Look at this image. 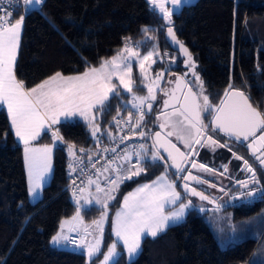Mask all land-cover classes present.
I'll return each instance as SVG.
<instances>
[{
    "label": "trees",
    "instance_id": "trees-1",
    "mask_svg": "<svg viewBox=\"0 0 264 264\" xmlns=\"http://www.w3.org/2000/svg\"><path fill=\"white\" fill-rule=\"evenodd\" d=\"M22 25L14 71L25 89L36 87L57 72L72 76L96 68L122 49L124 38H131L141 55L153 48L159 52L155 67L163 72L162 88L171 74H179L194 92L200 91L185 67V57L167 42V27L162 25L159 14L143 0H43ZM146 27L148 33L143 32ZM172 27L177 39L191 53L204 94L214 107L231 85L232 89L247 92L251 103L260 113L264 111V0H194L172 16ZM119 93L109 97L103 112L93 111L100 126L98 140L105 141L104 134L114 132L112 119L126 108L123 103L128 95ZM209 118L210 114L203 112L205 125H209ZM151 120V115L146 114L147 132L152 128ZM56 130L62 140L52 150L50 180L42 189L41 199L31 204L27 200L21 148L14 140L5 111L0 108V264H84L83 252L50 247L49 240L59 222L75 211L63 191L68 145L91 147L97 139L89 137L80 121L61 122ZM38 143L49 144V136L42 135ZM230 149L225 147L219 155L200 149L195 159L210 167L215 161L233 164V152L251 160L240 145L233 142ZM163 167L147 162L145 174L121 186L112 208L118 205L117 198L122 193L153 180ZM237 173L233 175L236 178L240 177ZM168 174L169 180H173L169 169ZM257 176L261 181L258 187H264V174L260 171ZM205 178L201 179L212 182ZM98 212L99 209L90 207L81 214L87 221ZM228 212L233 221L247 222L264 213V201L226 207L223 214ZM201 214L199 209H191L182 223L156 238L142 239L133 264H256L264 260V256L257 257L254 262L258 249L264 247V221L255 237L241 231V240L222 249ZM109 228L107 224L103 248L112 241ZM119 264H130L123 253Z\"/></svg>",
    "mask_w": 264,
    "mask_h": 264
},
{
    "label": "snow or ice",
    "instance_id": "snow-or-ice-1",
    "mask_svg": "<svg viewBox=\"0 0 264 264\" xmlns=\"http://www.w3.org/2000/svg\"><path fill=\"white\" fill-rule=\"evenodd\" d=\"M8 5L18 6L19 0H7ZM151 10L155 13L157 10L161 14V19L168 25L167 34L171 38L173 45H179L180 52L185 57V67L191 72L194 82L199 87V93L193 92L188 86V81L178 77L176 84L177 88L181 85L187 87V93L183 95V102L175 95V90L171 95V101H175L179 105H175L174 111L168 113L165 111V117L177 116L181 119L171 121L166 119L160 127L164 128L170 124L173 131L167 133V136L175 134L177 139L185 144L189 149L188 153L180 152L175 144L168 140H161V133H155L153 148L149 156L148 146L139 144L132 146L133 150H124L123 155L114 156L107 167H104L97 173V177L103 173H111L105 177V182L108 187H102L99 179L89 177L88 186L95 185L97 195L92 198L95 204L100 205L101 215L98 219L92 221L95 229L99 233L94 236L93 240L89 241L88 237L93 235L90 227L84 224L81 216V207H77L76 215L71 221L65 220L60 225V231L52 237L51 243L56 246L74 245L75 249H83L86 253L89 264H94V258L101 255V243L103 237V225L107 219L108 202L116 198L115 193L119 191L120 184L133 177L140 176L145 172V163L150 162L151 165L160 166L158 162H164L165 174L157 177L152 183H146L136 188L135 191L123 197V203L120 210L116 212L113 220L112 230L119 241L123 242V247L126 249L130 264H133L136 255L139 253L141 240L145 236L156 238L159 234L167 231L168 228L184 221L186 210L199 208L200 212L206 211L201 205H194L190 197H197L200 201H207L209 204L215 205L214 211H219L223 205L203 191L192 187L191 183L204 184L207 181L200 177L192 175L191 171L187 175H182L185 172L184 161H189L192 154L198 155V151L192 147L193 144L201 147H209L215 151L217 146L227 147V143L218 144L217 140L213 139L212 135L208 134L209 128L212 132H222L230 138L244 146V142L249 141V137H253L252 142L247 144V147L252 151V154L264 165V135L256 137L258 129L264 128V115L257 111L250 103L249 98L242 91L233 90L229 85V90L224 93L225 99L221 100L219 107H214L209 102V97L204 94L203 82L200 76L195 72L196 63L192 58L188 48L179 41L172 27V16L179 14L180 10L192 4V0H171L173 9L169 10L165 7L162 0H147ZM3 3V0H0ZM43 0H24L26 6L33 4L41 5ZM11 9H4L3 14H0V105H6L7 113L11 119V127L14 129L15 136L24 144V159L28 170L29 177V194L33 198L37 197V189L41 186L45 174L51 170V153L52 148L45 145L43 147H33L32 141L40 136L41 132L51 125L61 123L60 118L64 117L69 120L74 116H81L89 123L92 129V137L97 139V133L100 132V126L95 123V115L89 120V115L96 112H103L105 102L108 101L109 95H120L116 91L117 86L112 83L113 77L119 79L120 84L124 89L133 92L132 80V62L131 57L137 58V63L141 73L147 71L145 65L147 61L156 63L153 56H159V52L153 48L145 55L141 56L137 50V45L131 42V38H126L121 51L113 56L110 60H105L99 68H89L88 71L79 75L65 76L60 72L55 73L42 83L31 89H25L23 82L18 81L15 75V62L17 58V50L19 47L20 32L23 24V17L16 20L15 23H10ZM146 27L143 32L148 33ZM127 53V56L124 54ZM175 62L174 60L172 61ZM150 68L151 65H148ZM187 73H185V77ZM163 77V72L157 73L153 84L158 87V81ZM147 79V76H144ZM148 96H132V107L137 110L139 117L135 124H132L131 119L124 121L122 119L115 120L118 128L121 124L128 126V136L139 135L141 138L146 136L144 131L135 132L136 128H140L146 115L144 105L146 104L148 112L152 110V102L156 96L151 84H146ZM164 95H168L164 92ZM170 106V100L166 99L163 102L164 109ZM208 112L212 117L210 124L205 125L201 119V114ZM132 113H129L131 117ZM160 117L158 116L157 119ZM115 119V118H114ZM53 139L62 140L59 131L52 132ZM207 135V142L202 143L201 137ZM128 136L120 137V142H123ZM110 140H115L112 133H108ZM97 143L99 140L97 139ZM163 148L167 153V157L161 155L159 149ZM138 149V150H136ZM105 152H116V148H104ZM231 150V149H230ZM85 149H79L80 153H85ZM69 155L73 158V163L69 165L72 172L76 170V164L83 162V157L77 155L75 145H68ZM90 152V150H89ZM259 153V155L257 154ZM133 156L136 157V163H133ZM233 156L236 159H242L235 152ZM89 161L92 156L88 155ZM170 160L171 164H167ZM95 167V165H92ZM175 168L173 175L177 180H183V190L186 195L182 196L177 191V184L174 180H169L167 169ZM223 173L228 172L227 165H223ZM191 168L214 172L213 168L207 167L200 163L197 165L195 161L191 162ZM244 170L251 175L244 180L236 181L243 189H247V195L253 199L248 203H254L256 200L264 201V187L249 188L250 184L259 186L261 181L257 178L255 170L244 161ZM72 184L76 181L73 179ZM216 187L215 184L209 185ZM79 192L86 191L85 188H79ZM224 192L225 189H219ZM100 194H103L102 196ZM73 197L76 199L77 205L80 204V197H77L76 191L73 192ZM235 199V197H233ZM187 201V202H185ZM90 202V201H86ZM227 203V202H225ZM175 205V208L166 211V206ZM27 222V221H26ZM71 224L69 232H77L78 240L71 238L65 233L66 225ZM82 226V227H80ZM223 246V242H221ZM74 249V250H75ZM121 252H117V243L113 242L103 254L102 264H119ZM256 264H264V260L257 261Z\"/></svg>",
    "mask_w": 264,
    "mask_h": 264
},
{
    "label": "rangeland",
    "instance_id": "rangeland-1",
    "mask_svg": "<svg viewBox=\"0 0 264 264\" xmlns=\"http://www.w3.org/2000/svg\"><path fill=\"white\" fill-rule=\"evenodd\" d=\"M21 30H22V28H21ZM20 38H21V32H20ZM20 38H19V44H20ZM18 49H19V47H18ZM149 51H152V50H149ZM17 52H18V50H17ZM125 56H127V55H125ZM155 58H156V56L154 55L153 56V59L155 60ZM131 59H132V61L135 62L134 63L135 64L134 65V69H132V80H133L132 88H135L137 90H134L132 93H129V92H127L124 89L123 85L120 84L119 79H117L116 77H113V80H112V83L117 86L116 91H118V92L121 91L123 93H127V95H128V100L123 103L125 107H129V106L132 107L131 101H132V96L133 95H136V96H148V90H147V87H145L146 84H151L152 87H153V89H156L157 90L158 88H160V82L162 80V78H161L158 81V87L156 86V88H154L155 84H153V81L155 80V78L157 76V73H159V71L155 67V63H152V61H147L146 62V65H145L147 71L142 74L141 73V70L139 68V65L137 63V58L131 57ZM148 65H151V67L149 68ZM144 76H147V79L146 80L144 79ZM156 90H154V94H155V91ZM1 106H3V105H0V108H2ZM261 114L264 115V111ZM91 119H92V114L89 115V120H91ZM96 119H97V116L95 115V120ZM60 120L61 121H65V118L64 117H61ZM67 121H69V122H72V121H80V122H82L86 126V130L89 133V137L92 138V139H94L92 137V129L89 127V123L83 117L77 115V116H74V117L70 118ZM56 125L57 124L51 125V127L48 128V130H47V133H48L49 138H50V143L47 146L51 147L52 150H53V148L60 141V140H55L54 141V139H53L52 132L56 130ZM99 133L100 132H98L97 134H99ZM144 138L149 139V136L146 135ZM152 151H153V148L151 146L148 147L149 156L151 155V152ZM67 155L69 156V159H70L71 156L69 155L68 149H67ZM22 156H23L22 157L23 170H24L25 183H26V189H27L26 190L27 200H28L29 203L33 204V203H35V202H37L38 200L41 199V197H42V189H43V187L45 185L48 184V182L50 180L51 170L47 174H45L43 180L41 181L40 188L37 189L38 195H37V197L33 198L29 194L30 184H29L28 170H27V167H26V164H25V159H24V148H23ZM194 156L196 158V155H194ZM51 158H52V153H51ZM194 161L197 163V165H199L200 163H202V162H198L196 159ZM148 163H150V162H148ZM183 164H184V166H186L187 164L191 166V160L189 159V161H185ZM203 164H205L207 167H210L206 163H203ZM210 168H212V167H210ZM191 170L194 171L195 172V175L198 176V177H200V178H203L204 176H206V178H208V177L211 178L212 175L213 176H216V175L218 176L219 175L220 178L221 177L223 178V174H220L222 172H219L220 171L219 169L218 170H215L214 172H207L206 170H199L198 168H191ZM146 172L147 171L145 170V172H143L141 174H145ZM162 174H165V167H163V169H161L160 173L158 175H156V177L153 178V180L148 181V182H141V183L137 184L136 186H134L131 190H129V191L125 192V193H122L119 196V198H117L118 199V203H117L118 205L115 208H112L111 205L114 203V201H115L116 198L114 200H111V201L108 202L107 219H106V221L104 222V225H103L102 243H103V240H104V235H105V232H106V226H107V224L110 225L109 234H110V237H111V240L112 241H108V244L106 246H104L105 248H103V244L101 243V253H102V256L99 255L98 257H95L94 258V264H102L103 254L107 252L108 247L113 242L117 243V252H122L125 260L127 262H129V258H128L127 251L123 247V242L122 241H119V240L116 241L117 240V237L115 236V233L112 230V225H113V220L115 218V214H116L117 211L120 210V207L122 206V203H123V197L124 196H126L129 193L135 191L137 187H139V186H141L143 184L152 183L154 180L157 179V177L161 176ZM167 175H168V179H169L168 169H167ZM209 175H211V176H209ZM137 177H133L130 180L124 181L122 184H120L119 189L121 188L122 185H124L127 182L132 181L133 179H136ZM173 180L175 181V183L178 182V180L176 179L175 176L173 177ZM99 181H100L102 187H108V185L105 182V178H103L102 180H99ZM209 184L210 185L211 184H214V182H211ZM216 187L221 188L219 186H216ZM85 189H86V191L83 192L82 198L80 199V204L77 205L76 201L74 202L75 211H74L73 215L71 217L62 219L59 222L58 227H57V230H56V232H55V234L53 236H55L60 231V225H61V223L63 221H65V220L71 221L72 217L76 215V209H77V207H81L82 210L89 209L90 207H95V208L99 209L98 215L95 218L90 219V220H87V221L84 220V218H83V216L81 214V216L83 218V221H84V224L85 225H88L90 227V231H92V233H93V235H91V236L88 237V240L91 241V240H93V237L94 236H98L99 235V233L95 229V226L92 224V221L98 219L100 217V215H101L100 205L95 204L94 201L92 200V198L97 195L96 190H95V185H92V186L89 187L88 184H86V188ZM205 189H207V188H205ZM177 191L180 192L182 196H184V193L180 190L179 187H177ZM205 192H207L208 195L212 196L214 199H216L217 196H219L217 190L207 189V191H205ZM117 194H118V192L115 193V196ZM100 195L102 196L103 194H100ZM231 195L233 197H235V199H238V197H239V193L236 192L235 189L232 191ZM86 201H90V202H87L86 203ZM185 202H187V201H185ZM192 202H193L194 205L199 204V202H197L195 200H192ZM172 208H175V205L166 206V211L171 210ZM196 209H199V208L197 207ZM205 209H206V211L208 210L207 208H205ZM190 210L191 209L186 210V215H187L188 211H190ZM228 213L229 214H220V213H206L205 214V211H204L201 214L202 220L208 226V228H209L210 232L212 233L213 238L216 241V243L218 244V246L220 248H222V249L223 248H226V247H228V246H230V245H232V244H234L236 242H238L239 240H241L243 238L242 235H241V231H243L245 234L247 232L246 235L248 237H250V238L255 237L256 234H257V232H258L259 227L261 226L262 222L264 221V213H260L258 215V217H256V218L254 217L253 219H251V220H249L247 222H243V223H240L239 221L238 222L237 221H233L232 220V214H231V212H228ZM186 215H185V217H186ZM71 226H72L71 224L65 226L64 231H65L66 234L69 232L68 230H69V228ZM80 227H82V226H80ZM73 233H77V232H73ZM112 235H113V237H112ZM52 237H51V239H52ZM146 237L147 238H152L150 236H145L142 239H144ZM51 239L49 240V246L50 247L65 248L62 245H60V246L53 245L51 243ZM221 242H223V246H222ZM118 244H120V246ZM118 246L120 248H118ZM67 249L72 250L74 252H82V249H75V248H67ZM83 254H84V264H89V260H88V257L86 255V253L83 252ZM263 256H264V247L261 245L260 248L258 249L256 255H255L254 262L257 261L256 260L257 257H263Z\"/></svg>",
    "mask_w": 264,
    "mask_h": 264
},
{
    "label": "built area",
    "instance_id": "built-area-1",
    "mask_svg": "<svg viewBox=\"0 0 264 264\" xmlns=\"http://www.w3.org/2000/svg\"><path fill=\"white\" fill-rule=\"evenodd\" d=\"M41 7V5H30L26 6L24 4V0H19V5L18 6H10L8 5L7 0H3V3H0V14H3L4 9H11V17L9 18L10 23H15L16 20L20 19L23 17V21L25 17L38 10ZM126 42V38H124L123 45ZM248 97V93H245ZM129 113H132L131 117L129 116ZM139 117V113L137 112L136 109L133 107H126L124 110L118 112L112 119V125H113V130L114 132L112 133V136L115 137V140H110L109 138L104 140H99V143L97 141L95 144L91 147H86L84 148L86 151L85 153H80L79 149L83 147H78L75 146L77 150V155L83 157V162L82 163H77L76 164V170L74 172L71 171L69 165L73 163V158L71 157L68 159L67 163V169H66V175H65V184L63 187V191L66 193L68 196L69 200L74 204L76 199L73 197V192L76 191L77 197H82L83 192H79V188H85L87 181L89 177L93 178L100 170H102L104 167L108 166V163L110 160L116 156V155H123L124 150L127 148L129 151L133 150L132 146H138L139 144H146L148 147H150L151 143L149 139L146 138H141L138 134L137 135H130L128 136V126L126 124H121L118 128L117 124L115 123V120H124L128 121L131 119L132 124L134 125L136 120ZM115 118V119H114ZM146 115L144 116V120L141 124L140 128H136L135 132L139 133L140 131H144L146 135H148V132L145 131L144 129V122H145ZM122 136H128L127 139H125L123 142H120V137ZM104 148H116V152L113 153L111 151L105 152L103 149ZM90 150V152H89ZM138 150V149H136ZM88 155L92 156V160L89 161ZM133 163H136V157L133 156ZM95 165L93 167L92 165ZM75 179L76 184L73 185L72 181ZM71 238L77 239L78 240V234L73 233V232H68L67 233ZM65 248H75L74 245L68 244V245H62Z\"/></svg>",
    "mask_w": 264,
    "mask_h": 264
},
{
    "label": "water",
    "instance_id": "water-1",
    "mask_svg": "<svg viewBox=\"0 0 264 264\" xmlns=\"http://www.w3.org/2000/svg\"><path fill=\"white\" fill-rule=\"evenodd\" d=\"M143 1H144V3H146V4L150 7V5H149V3L147 2V0H143ZM192 1H194V0H192ZM162 2L165 4V7H167V8H173V5H172V3H171V0H162ZM150 8H151V7H150ZM156 12L159 14V17H160V19H161V14L159 13V11L157 10ZM161 22H162V25H163L164 27H167V26H168V25H167L162 19H161ZM165 37H166L167 42L169 43V45H170L173 49H175V50H177L178 52H180L179 45H173L172 42H171V38L168 37V34H167V28L165 29ZM180 53H181V52H180ZM181 54H182V53H181ZM182 55H183V54H182ZM178 77L183 78V77H182L181 75H179V74H171V76L165 81L164 86H163V88H162L160 94L158 95V97H156V99H155V103H152V110H151V112H148L146 104L144 105V111H145L146 114H153V113H155V116H154V119H153V129H152V132H151V133H148L149 141H150V143H151L152 148H153V145H154L155 133H156V132H160V133H161V140H162V141H163V140H168V141H170L172 144H175L176 147L180 150V152L188 153V152H189V149H188L187 147H185V144H184V145H183V144H180L179 141L176 140L175 138H173L172 136H167V133H168V132H166L163 128H161V127L159 126L160 124H158V121L160 122V119H161L162 122H165L166 119L171 120V121H177V120L181 119L180 117H177V116L165 117V116L163 115V113H164L165 111H167L168 113H171V112H173V111L175 110L174 107H173L172 105H175L176 108L179 107V105L176 104L175 101H171V99H170V98H171V95H172V93H173L174 90H175V95H176L177 97L180 98V102H181V103L183 102V95L187 93V90H188L187 87H184L183 85H181L180 88H177L176 81H177V78H178ZM188 86H189V85H188ZM233 90H237V89H233ZM164 92H167L168 95H164ZM193 92H194V91H193ZM244 94H245V93H244ZM245 96H247V95L245 94ZM247 97H248V96H247ZM248 98H249V97H248ZM166 99L170 100V106H169L167 109H164V107H163V102H164V100H166ZM224 99H225V96L223 95V97H222L221 100H224ZM151 102H152V101H151ZM220 102H221V101H220ZM249 103H250V104H251V105H252L257 111H259V110H258V109H257L252 103H251L250 99H249ZM219 105H220V103L218 104L217 107H219ZM259 112H260V111H259ZM158 116L160 117L159 119H157ZM211 119H212V117H210L209 124H210ZM167 126H168V127H171L170 124H168ZM216 133H218V134H220V135H222V136H224V137H226L227 139L230 140V138H229L228 136H226L224 133H222V132H216ZM260 135H264V128H262V129H258V130H257V132H256V137L258 138ZM202 138H203L202 143H206V142H207V136H206L205 138H204V136H202L201 139H202ZM252 140H253V137H249V141L244 142V146H241L240 143L236 142L235 140H231V141L234 142V143H236V144H238V145H240V146L243 148V150L248 154V156L250 157V159L252 160V162H254V163L256 164V167H258V168L260 169V171L264 174V165H261L260 161L256 159V157L252 154V151L247 147V144H248L249 142H252ZM218 144H219V143H218ZM202 148H204V147H202ZM153 150H154V148H153ZM159 151H160V153H161L162 156L167 157V153L164 151L163 148H160ZM261 151H264V149H261ZM257 154L259 155V153H257ZM240 160H241V159H240ZM163 163H164V162H163ZM183 163H184V162H183ZM167 164L170 165V164H171V161L168 160V161H167ZM249 165H250V163H249ZM250 166H251V165H250ZM168 169H169L172 173H175V171H176V169H175V168H172V167H169ZM188 172H189V171H186V172L184 173V175H187ZM191 174H192V175H195V174L192 173V172H191ZM195 176H196V175H195ZM183 183H184V181L181 180V182L178 184V187H179L180 190L184 193V190H183ZM209 185H210L209 183H204V184H196V183H194V182L191 183V186H192V187H195V188H197V186H201L202 189H205V188H207V189H211V190H213V189H220V188H218V187H210ZM207 189H205V191H207ZM197 190H199V189L197 188ZM199 191H201V190H199ZM204 193H205V192H204ZM220 193H222V192L219 190V191H218V195H220ZM205 194L208 195V193H205ZM184 195H186V194L184 193ZM209 196H210V195H209ZM210 197H211V196H210ZM190 198H192L193 200L199 202V204H203V205H205V206H209V207H207L208 210H211V209L214 210V208H215V205H213V204H209L207 201H200L197 197H190ZM211 198H213V197H211ZM213 199H214V198H213ZM238 199H240V196L238 197Z\"/></svg>",
    "mask_w": 264,
    "mask_h": 264
},
{
    "label": "crops",
    "instance_id": "crops-1",
    "mask_svg": "<svg viewBox=\"0 0 264 264\" xmlns=\"http://www.w3.org/2000/svg\"><path fill=\"white\" fill-rule=\"evenodd\" d=\"M121 51V50H120ZM120 51H118L117 53H119ZM116 53V54H117ZM147 53V52H146ZM145 53V54H146ZM116 54H114L113 56H115ZM145 54H143V55H145ZM124 55H127V53H125ZM143 55H141V56H143ZM112 56V57H113ZM112 57H110L109 59H107V60H110ZM131 59V58H130ZM131 62H132V69H134V61H132V59H131ZM101 65V64H100ZM100 65L98 66V67H96V68H99L100 67ZM161 83H162V80H161V82H160V85H161ZM156 84H155V86H154V88H156ZM153 90H156V89H153ZM121 92V91H120ZM112 94H110L109 95V97L111 96ZM130 97V96H129ZM2 108H3V110L5 111V113H6V116H7V119H8V122H9V126H10V129H11V132H12V135H13V137H14V140L17 142V144L20 146V148H21V152L23 153V148H24V144H23V142L22 141H20L16 136H15V132H14V129H12V127H11V119H10V117H9V115H8V113H7V107H6V105H3V106H1ZM94 111V110H93ZM95 113L93 112L92 113V115H94ZM96 115V114H95ZM97 116V115H96ZM66 121V120H65ZM65 121H61V122H65ZM47 130H48V128H46L45 130H43L42 132H41V134H40V136L39 137H37L35 140H33L32 141V146L33 147H37V148H39V147H43L44 145H49L48 143H38V140H39V138L42 136V135H48V133H47ZM108 133L109 132H106L105 134H104V136H105V138L106 139H108L109 137H108ZM49 136V135H48ZM94 140H96V139H94ZM23 157V156H22ZM232 161L234 162L233 164L232 163H229V165H227V164H224V165H227V167H228V172L227 173H224L223 174V178L221 179L220 177H219V175L217 176H211V175H209V176H211V178L210 177H208L207 178V180H209V181H212V182H214V184L216 185V186H219V187H223L224 188V185H223V182L224 183H226V182H233V181H236V180H238V179H242V178H244V177H248V176H250L251 174L250 173H248V172H246L245 170H244V166H240V164H239V162L237 161V159L235 158V159H232ZM232 165H234V166H232ZM223 165L221 164V163H217V162H215V164H213L211 167L214 169V170H220L219 172H222L223 173V167H222ZM237 170V171H236ZM237 172H239V175H240V177H238V178H236L235 176H233L234 174H238ZM109 174H111V173H103V174H101V175H99V177H97V174L93 177V179H99V180H102L103 178H105L106 176H108ZM204 178V177H203ZM206 179V178H205ZM211 183V182H210ZM88 184V183H87ZM258 186L256 185V187L255 188H257ZM86 188V187H85ZM236 192H238L239 193V195H240V199H235L234 201H229L228 199H225V198H223L222 196H217V198L215 199V200H217L218 202H219V204L220 205H223V207H221V209L218 211V213L219 212H221L220 214H223V211H224V209L226 208V207H233V206H236V205H238V204H240V203H243V202H248L249 200H251V199H253L252 197H248L247 195H241V193H246L247 192V189H243V190H241V191H236ZM82 195H83V193H82ZM82 198V197H81ZM228 198V197H227ZM225 202H227V203H225ZM196 204V203H195ZM198 206H201V204H197ZM204 208H207V206H205V205H202ZM212 210V209H211ZM224 214H226V213H224ZM112 237H113V235H112ZM116 240V239H115ZM116 241H118V239L116 240ZM119 246H120V244H118ZM122 249V248H121ZM82 252H84V250L82 249ZM101 256H102V254H101Z\"/></svg>",
    "mask_w": 264,
    "mask_h": 264
},
{
    "label": "flooded vegetation",
    "instance_id": "flooded-vegetation-1",
    "mask_svg": "<svg viewBox=\"0 0 264 264\" xmlns=\"http://www.w3.org/2000/svg\"><path fill=\"white\" fill-rule=\"evenodd\" d=\"M161 90H162V86L160 85V88H158L156 91H155V96L156 97H158V95L160 94V92H161ZM153 103H155V101H152ZM151 115V117H152V120H151V122H152V125H151V130L148 132V133H151L152 132V129H153V119H154V116H155V113H153V114H150ZM202 117H203V113L201 114V119H202ZM211 117V116H210ZM209 120H210V118H209ZM165 122H162L161 121V119H160V122L158 121V124H164ZM159 125V126H160ZM166 132H170V131H173V129H172V127H168L167 125L163 128ZM208 134H210V135H212V137H213V139H215V140H217V142L219 143V144H224V143H227V149L229 148L230 149V147L231 146H233V142H231V140H229V139H227L226 137H224V138H226V140L225 139H223L221 136L222 135H220V134H213V132H211V131H208ZM207 135H205L204 136V138L206 137ZM172 137L173 138H175L176 140H178L179 141V143L180 144H183L184 145V143L182 142V141H180L179 139H177V136L175 135V134H173L172 135ZM203 141V138L201 139V142ZM192 147L193 148H195L198 152H199V150L200 149H203V150H206V151H208V152H211L212 154H215V155H219V153L220 152H223V151H225L224 149H225V147H219V146H217L216 148H215V151H212L209 147H204V148H202L200 145H196V144H193L192 145ZM243 154H244V152H242ZM247 154V153H246ZM195 154H192L190 157V160H191V162L192 161H194L195 160V156H194ZM247 156H248V154H247ZM247 156H245L246 158H247ZM231 158L232 159H235V157L234 156H231ZM237 161L239 162V164H240V166H244V159L242 158L241 160L240 159H237ZM248 161V164L250 163L252 166V168L255 170V172H256V175L258 174V172L260 173V169L258 168V167H256V164L254 163V162H252V160H247ZM251 161V162H250ZM185 162V161H184ZM215 162H219V161H215ZM215 162H214V164H215ZM160 164H163L164 165V163L163 162H159ZM191 166L190 165H186L185 166V172L186 171H191L192 173H194L195 174V172L194 171H192L191 170V168H190ZM184 172V173H185ZM184 173L182 174V175H184ZM249 177V176H248ZM248 177H244V178H242V179H238V180H236V181H239V180H244V179H247ZM257 178H258V176H257ZM236 181H233V182H226V183H224L223 182V185H224V189H225V191L224 192H222V193H220V195L219 196H222L223 198H225V199H228L229 201H234L235 199H233V196L231 195V193H232V191L235 189V191H241V190H243V188H241L237 183H236ZM181 182V180H178V182H177V185L179 184ZM256 187V185H254V184H250L249 185V188H255ZM197 188L199 189V190H201V191H203V192H205V189H202V187L201 186H197ZM213 190H217V191H219V189H213ZM205 193H207V192H205ZM240 196V195H239ZM212 197V196H211ZM228 197V198H227ZM190 199H192V198H190ZM193 200V199H192ZM207 207H209V206H207Z\"/></svg>",
    "mask_w": 264,
    "mask_h": 264
}]
</instances>
